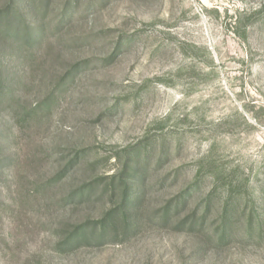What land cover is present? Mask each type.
I'll use <instances>...</instances> for the list:
<instances>
[{
    "label": "rangeland",
    "instance_id": "1",
    "mask_svg": "<svg viewBox=\"0 0 264 264\" xmlns=\"http://www.w3.org/2000/svg\"><path fill=\"white\" fill-rule=\"evenodd\" d=\"M12 1L0 264H264V0Z\"/></svg>",
    "mask_w": 264,
    "mask_h": 264
},
{
    "label": "trees",
    "instance_id": "2",
    "mask_svg": "<svg viewBox=\"0 0 264 264\" xmlns=\"http://www.w3.org/2000/svg\"><path fill=\"white\" fill-rule=\"evenodd\" d=\"M13 1H14V0H13ZM13 1H12V3L10 4V7H9L10 10H12V9L14 8V6H15L14 3H13ZM206 210H207V207H206Z\"/></svg>",
    "mask_w": 264,
    "mask_h": 264
}]
</instances>
